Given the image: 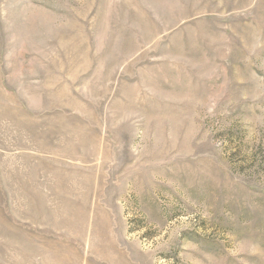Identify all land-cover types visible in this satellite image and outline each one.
Segmentation results:
<instances>
[{
  "label": "rangeland",
  "instance_id": "374dc122",
  "mask_svg": "<svg viewBox=\"0 0 264 264\" xmlns=\"http://www.w3.org/2000/svg\"><path fill=\"white\" fill-rule=\"evenodd\" d=\"M0 89L90 177L73 242L0 195V264H264V0H0Z\"/></svg>",
  "mask_w": 264,
  "mask_h": 264
},
{
  "label": "crops",
  "instance_id": "0c3cea01",
  "mask_svg": "<svg viewBox=\"0 0 264 264\" xmlns=\"http://www.w3.org/2000/svg\"><path fill=\"white\" fill-rule=\"evenodd\" d=\"M70 125V131L79 132L89 128L81 123ZM41 126L40 110L36 113L30 109L27 111L17 93L0 89V156L7 159L1 163L0 168V195L28 196L17 202L15 222L12 223L18 234L24 235L20 241L36 245L77 241L74 236L83 235L87 228L86 218L82 224V217L77 214L82 210V204L66 201L58 203L56 199L62 195L64 200L65 196L73 199L87 191L85 188L82 191L79 181L82 179L86 185L90 178L86 170L81 171L89 162L86 159L89 149L79 146L82 141L76 135L77 143L58 150L55 126L52 125V136L49 133L45 138H42ZM89 135L93 138V133ZM57 161L70 164L71 168H63V173L57 171ZM98 209L96 206L95 210ZM87 210L89 205L84 209L85 212ZM74 220L81 221V224L76 223V229ZM0 224L4 225L3 215Z\"/></svg>",
  "mask_w": 264,
  "mask_h": 264
}]
</instances>
